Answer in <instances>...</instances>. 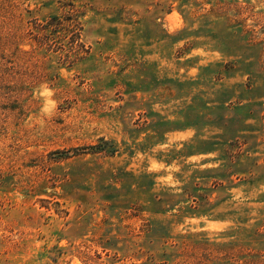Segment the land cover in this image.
Returning <instances> with one entry per match:
<instances>
[{
    "label": "rangeland",
    "instance_id": "rangeland-1",
    "mask_svg": "<svg viewBox=\"0 0 264 264\" xmlns=\"http://www.w3.org/2000/svg\"><path fill=\"white\" fill-rule=\"evenodd\" d=\"M143 263L264 264V0H0V264Z\"/></svg>",
    "mask_w": 264,
    "mask_h": 264
},
{
    "label": "trees",
    "instance_id": "trees-1",
    "mask_svg": "<svg viewBox=\"0 0 264 264\" xmlns=\"http://www.w3.org/2000/svg\"><path fill=\"white\" fill-rule=\"evenodd\" d=\"M111 153H113L112 150H111ZM143 176L145 178H149L150 174H145ZM195 178H196V175H193V179H191L188 182V185H187L188 187L186 186V190L184 191V197H185V199H189V200L194 199V202H196V204H194V208L197 210H200L201 208H203L201 210L205 211L204 207L209 203L206 201V199L208 197V194H206V192H208L207 189H209V188L206 186L207 184H202L203 182H197V180ZM146 184L147 185H144V184H141V185L148 186L150 189V186L153 184V181L148 180L146 182ZM172 196L176 197V196H180V195H178V193H176V194H172ZM149 197H151V200H149V201H152L153 195H151ZM160 200H161V198L159 200H156L154 202V205H156L157 209H160L158 211L165 212L168 209L163 208L162 205H164V203H163L164 201H160ZM179 201H183V200L181 199ZM172 204H174V203H172ZM165 232H166V235L169 234L168 228H166ZM143 264H145V263H143Z\"/></svg>",
    "mask_w": 264,
    "mask_h": 264
}]
</instances>
